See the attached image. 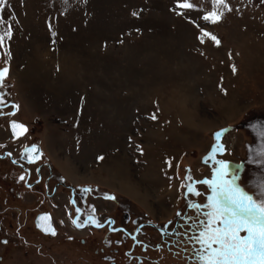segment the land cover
Wrapping results in <instances>:
<instances>
[{
  "label": "rangeland",
  "instance_id": "374dc122",
  "mask_svg": "<svg viewBox=\"0 0 264 264\" xmlns=\"http://www.w3.org/2000/svg\"><path fill=\"white\" fill-rule=\"evenodd\" d=\"M183 2L6 0L0 54L8 83L44 160L67 184L92 188L89 207L102 226L80 230L66 199L56 200L59 233L44 236L27 193L22 212L0 217V264H202L197 238L212 189L203 182L186 197V174L201 182L213 174V157L233 160L239 183L260 195L264 165L248 157L264 143V0H227L232 10L215 23L203 19L220 11L213 0ZM200 29L220 44L201 43ZM219 144L225 151L213 153ZM125 210L176 233L164 240L147 225V247L114 254L120 235L108 223L122 225Z\"/></svg>",
  "mask_w": 264,
  "mask_h": 264
},
{
  "label": "flooded vegetation",
  "instance_id": "af4514ba",
  "mask_svg": "<svg viewBox=\"0 0 264 264\" xmlns=\"http://www.w3.org/2000/svg\"><path fill=\"white\" fill-rule=\"evenodd\" d=\"M2 58L3 56L0 54V68L7 67L6 64L1 62L3 60ZM0 93L4 94V104L0 106V113H2L0 114V217L9 208L22 212L23 204L29 199L33 204L31 208L34 209L36 214L34 219L35 228L44 236L55 237L59 233V228L57 224H55L54 219V212L56 211L55 201L58 200L59 202H63V200L66 199L68 204L67 213L69 215H74L73 220L78 221L79 218H83L82 223L84 226L78 227L80 230H85L88 226L100 228L88 222L89 217L95 218L93 210L89 207L88 201V198L92 194V188L88 186L77 187L67 184L61 175L56 174L51 163L44 160V149L39 142L32 138L33 128L28 118L24 116L20 102L17 100L16 96H14L12 84H9L7 80V74L4 78L3 86L0 87ZM13 105H18V108L14 109ZM13 111L15 114L9 115V113ZM11 120L25 125L27 131L24 132L23 135L13 138L10 125ZM17 131L19 132L20 129L18 128ZM32 145H35L36 148L32 149ZM26 149L28 151H26ZM37 154H39V159H35ZM28 156H32L34 162H30ZM228 161L234 162L233 160ZM231 174L232 173H230V176ZM22 175L24 176L23 180L20 179ZM187 176L190 175L186 174L185 180ZM212 176L213 174L210 178L206 177L201 180V182L195 179L191 182L190 179L188 181L186 180L187 191L189 184L195 189L196 185L212 179ZM187 191L186 197L187 194H189ZM27 193H30L32 196L29 198V196L26 195ZM41 193L44 195L42 198L39 197ZM9 199H15L19 205L8 206ZM187 202L188 207L186 212L193 207L192 204H189V199ZM89 211L91 213H89ZM45 213L49 214V219L43 221L50 223L51 226L55 228V235H52L50 232L46 233L37 226L38 218ZM74 224L76 225V223ZM108 224L110 226L109 230L120 235L119 239H115V248L111 249L114 254H118L119 248H126L125 251L131 255L135 251L136 245L142 244L147 247L148 243L146 239H148L150 235L148 234L149 232L146 233L145 229L148 223L142 221L141 216L131 217L130 213L125 210L123 212L122 225H116V221L113 218H110ZM178 224L179 221H177V225ZM149 225L157 229V231L162 232L164 240H166V237L176 233L175 228L169 230L153 223ZM2 230L3 222L0 220V232H2ZM142 236H145V238H141ZM69 239H73L72 236H69ZM84 242L85 239H82V243ZM114 257L113 254H106L104 256L106 261L112 263L115 262Z\"/></svg>",
  "mask_w": 264,
  "mask_h": 264
},
{
  "label": "snow or ice",
  "instance_id": "6c2138e0",
  "mask_svg": "<svg viewBox=\"0 0 264 264\" xmlns=\"http://www.w3.org/2000/svg\"><path fill=\"white\" fill-rule=\"evenodd\" d=\"M180 4V0H177ZM214 5H218V12L214 7L212 11L206 12L203 16L204 20L211 23L221 20L225 10L231 11V6L227 0H213ZM6 0H0V9L4 8ZM184 8H193L195 5L184 0L181 5ZM137 15V13H133ZM51 27V25H49ZM199 27V26H197ZM200 42H204V38L208 37L216 45L220 44V40L211 32L200 29ZM7 35L11 36V26L9 25ZM55 35V33H53ZM4 43V34L0 33V46ZM233 72L236 71L235 65L232 66ZM8 72V68H0V87L3 86L4 78ZM4 104V94L0 93V106ZM18 108V105H13ZM2 114V113H0ZM15 112L9 113L14 115ZM156 119L155 115L152 116ZM12 136L17 138L27 131L26 126L15 120L10 121ZM20 129L18 132L17 129ZM227 129H221L215 133L217 141L220 140L222 133ZM259 134L264 138V126L259 128ZM36 146L32 145V149ZM142 151V149H140ZM26 151H28L26 149ZM225 151L224 145L219 144L212 149L213 153ZM258 157V158H257ZM215 166L212 169V179L204 181L211 186V194L208 195V203L206 205L210 211L207 215V224L200 231L198 242L200 244L199 258L202 264H264V179L258 185L260 195L254 194L253 190H249L246 185L239 183L241 179L240 172L232 173L230 176L229 161L225 159H215ZM30 162H34L32 156H28ZM35 159H39V154ZM97 159H103L102 156ZM249 162L264 165V143L257 150V156H249ZM170 163V162H169ZM243 166V162L241 164ZM230 176V178H229ZM21 180L24 179L22 175ZM191 180V177L189 176ZM90 190V189H88ZM189 192L195 191L191 184L188 185ZM198 194V193H197ZM108 196V194H105ZM115 199L114 195L108 196ZM49 219V214L45 213L38 220ZM97 227L102 225L93 217H89V221ZM76 223L77 227H83V223ZM45 232L56 234V230L50 223L41 225ZM245 235H241V233ZM6 243V241H5Z\"/></svg>",
  "mask_w": 264,
  "mask_h": 264
},
{
  "label": "water",
  "instance_id": "95a60500",
  "mask_svg": "<svg viewBox=\"0 0 264 264\" xmlns=\"http://www.w3.org/2000/svg\"><path fill=\"white\" fill-rule=\"evenodd\" d=\"M237 166H238V165L235 164L234 162L229 161V168H230V171L235 170V169L237 168ZM186 179L189 180V176H187ZM187 192H189V190H188ZM46 224H48V222L37 220V226H38L41 230H43V228L41 227V225H46ZM43 231H44V230H43ZM46 233H49V232H46Z\"/></svg>",
  "mask_w": 264,
  "mask_h": 264
}]
</instances>
